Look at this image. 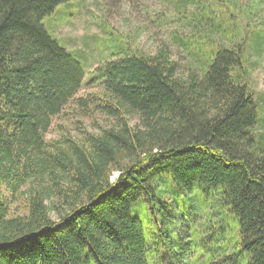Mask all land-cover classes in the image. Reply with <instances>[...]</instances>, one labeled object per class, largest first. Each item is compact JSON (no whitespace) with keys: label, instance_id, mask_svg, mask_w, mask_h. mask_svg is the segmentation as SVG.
Listing matches in <instances>:
<instances>
[{"label":"trees","instance_id":"1","mask_svg":"<svg viewBox=\"0 0 264 264\" xmlns=\"http://www.w3.org/2000/svg\"><path fill=\"white\" fill-rule=\"evenodd\" d=\"M160 1L187 71L126 43L87 83L44 23L71 0H0V264H264V0ZM64 116L97 130L47 139Z\"/></svg>","mask_w":264,"mask_h":264},{"label":"rangeland","instance_id":"2","mask_svg":"<svg viewBox=\"0 0 264 264\" xmlns=\"http://www.w3.org/2000/svg\"><path fill=\"white\" fill-rule=\"evenodd\" d=\"M249 4L252 6L247 10L249 21H264V3L259 7L254 1ZM44 23L50 34L59 38L64 48L81 64L87 83H91L95 75L92 72L97 66L113 57L123 56L120 45L126 43H131L133 48L148 53L154 52L160 45H169L184 71L191 65L189 62L192 57L172 46L170 42V34L174 29L187 33L189 28H186L184 21L175 19L167 5L160 0H71L69 6L59 7ZM249 50L251 83L259 96L263 114L264 51L258 55L253 49ZM94 82L86 83L80 95L99 92V80L95 79ZM79 121L90 131L97 130L93 119L64 116L55 121L47 139H58L66 131L73 135L79 134ZM98 123L104 124V121L99 118ZM63 125L67 129H61ZM259 131H264L263 126L259 125ZM135 216L143 220V214L136 213ZM144 223L146 231L152 234V237H146L148 242H166V237L157 236V227L153 223L146 220ZM160 251L159 255L165 257L166 249L161 248ZM86 264L94 263L86 259Z\"/></svg>","mask_w":264,"mask_h":264}]
</instances>
